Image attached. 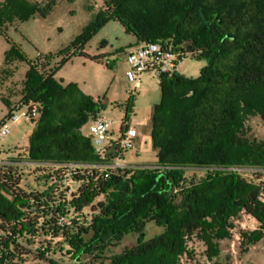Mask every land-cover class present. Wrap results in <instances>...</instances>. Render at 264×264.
<instances>
[{
    "label": "trees",
    "instance_id": "trees-1",
    "mask_svg": "<svg viewBox=\"0 0 264 264\" xmlns=\"http://www.w3.org/2000/svg\"><path fill=\"white\" fill-rule=\"evenodd\" d=\"M102 1L93 30L116 20L137 42L166 43L175 58L205 65L197 77L176 67L158 77L151 133L158 167L129 169L111 167L110 153L100 159L81 132L99 103L46 70L50 55L41 69L30 63L22 102L39 115L29 121L28 144L0 162V264H176L192 234L214 260L218 242L230 237L229 220L241 212L259 222L242 242L259 241L262 187L233 167L264 169V140L244 132L248 115L264 119V0ZM51 3L0 0V32L5 22L43 16ZM24 160L36 164L31 180ZM187 167L205 174L187 178ZM69 179L78 183L74 191ZM150 223L161 231L146 238Z\"/></svg>",
    "mask_w": 264,
    "mask_h": 264
},
{
    "label": "rangeland",
    "instance_id": "rangeland-1",
    "mask_svg": "<svg viewBox=\"0 0 264 264\" xmlns=\"http://www.w3.org/2000/svg\"><path fill=\"white\" fill-rule=\"evenodd\" d=\"M35 1L52 3L43 16L36 13L27 20L1 25L0 123L4 121L9 132L0 138V162L15 156V147L26 146L29 142L35 128L33 123L23 118L17 121L4 119L9 115L10 107L19 106L15 109L17 114L25 110L26 104L22 98L30 63L41 69V61L50 55L49 62L44 63L45 69L54 70V77L63 85L76 83L82 92L99 103L98 114L111 121L113 138L118 137L121 121L127 112L136 134L131 147L123 155V164L129 169L158 167L151 133L154 106L160 102L161 90L158 77L148 72L140 73L137 86L127 79L125 56L129 46L134 43L133 34L112 19L93 30L105 9L102 0ZM92 30L93 33L83 45L72 47L81 33ZM204 65V60L187 56L180 60L176 70L186 77H197ZM91 120L88 119L81 128L85 136ZM244 132L250 139L264 140V119L258 114L248 115L244 120ZM24 161L23 173L28 174L27 178L31 180L38 174L35 172L36 164ZM233 169L262 187L259 199L264 203V169ZM184 170L187 178H198L205 174V169L201 168L187 167ZM67 176L71 177L69 173ZM77 185L70 179L66 183L70 191H74ZM229 227L230 237L218 242V258L209 260L204 254V244L192 234L184 237L187 253L180 255L176 264H214V261L222 264H264V237L253 244H246L242 242L241 236L242 233L258 229L259 222L253 216L241 212L229 220ZM160 231V227L150 223L146 226V238ZM132 240L134 235L126 237L116 251Z\"/></svg>",
    "mask_w": 264,
    "mask_h": 264
},
{
    "label": "built area",
    "instance_id": "built-area-1",
    "mask_svg": "<svg viewBox=\"0 0 264 264\" xmlns=\"http://www.w3.org/2000/svg\"><path fill=\"white\" fill-rule=\"evenodd\" d=\"M180 60L175 58L171 50L166 47V43L140 42L126 52L125 61L128 66L126 77L137 86L140 73L148 72L157 77L164 74L169 75L177 67ZM24 107L25 110L21 114L15 113V109L20 108L19 106L13 108L7 119L17 121L23 118L30 121L37 118L39 112L35 106L25 105ZM110 124L111 121L107 117L97 114L89 123L86 136L90 138L94 153L100 159H105L110 153L113 156L111 167H126L123 164V155L126 149L132 145L136 128L130 120L121 121L119 135L117 138H113L110 132ZM8 132L7 124L2 121L0 123V138Z\"/></svg>",
    "mask_w": 264,
    "mask_h": 264
},
{
    "label": "crops",
    "instance_id": "crops-1",
    "mask_svg": "<svg viewBox=\"0 0 264 264\" xmlns=\"http://www.w3.org/2000/svg\"><path fill=\"white\" fill-rule=\"evenodd\" d=\"M140 42H137L136 41V39H135V37H134V43L133 44H131L130 46H129V48L128 49H130V48H132V47H134V46H136V45H138ZM127 49V50H128ZM82 91V90H81Z\"/></svg>",
    "mask_w": 264,
    "mask_h": 264
}]
</instances>
